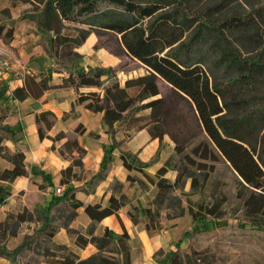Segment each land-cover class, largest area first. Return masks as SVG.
Listing matches in <instances>:
<instances>
[{
    "label": "trees",
    "instance_id": "1",
    "mask_svg": "<svg viewBox=\"0 0 264 264\" xmlns=\"http://www.w3.org/2000/svg\"><path fill=\"white\" fill-rule=\"evenodd\" d=\"M38 1L43 3L36 14L38 44L52 64L43 73L26 75L22 85L12 90V98L19 99L26 95L37 97L49 88L70 87L76 94L75 100L84 102L85 108L102 112V122L112 141L102 145L103 159L100 166L83 182L70 185L65 193L52 194L48 204L42 208L30 211L24 207L15 215L14 224L30 220L33 213L35 220L40 223L32 236H26L14 248L8 250L0 244V264H4L3 260L15 264H130L126 229L117 233L104 227L100 235H94L93 227L97 221L108 214H117L121 207L126 206L130 220L133 223L140 221L148 234H152L163 229L162 222L167 218L184 213L181 196L186 194V180L192 191L202 190L209 172L191 168L181 155L182 146L174 144L173 153L164 165L157 168L153 176L148 175L144 167L157 159L163 134L151 129V135L159 138L160 146L149 161H142L136 154L124 149L119 150L118 155L125 168L140 171L145 180L155 186L151 201L144 207V214L138 213V207L124 193L123 182L120 181L109 183L111 192L107 205L100 202L84 203L75 198L76 191L90 193L106 177L112 161V150L120 148L124 140L130 137L131 133L115 141L114 123L142 118L135 112L137 109L153 107L161 102V98L148 99L158 93L155 83L157 77L192 102L206 136L240 177L236 196L242 198V218L250 225L245 226L242 222L244 226L229 228V233L264 235V218L261 215L264 208V30L259 32L261 24H264V3L252 5L251 10L256 12L257 17L249 10L246 14L233 15L218 25H212L209 18L222 6L223 1L204 7L201 12L191 10V2L201 0H107L118 7L117 10H100L101 0ZM74 20L89 27L106 28L119 33L123 51L138 59L148 69L147 73L125 79L123 86L117 82L106 85L103 77L111 72L110 66H79L77 58L80 54L72 48H68L60 57L57 53L60 42L80 45L92 31L91 28L81 27H74L71 31L63 25L64 21ZM249 30H254V45L260 51L254 55H243L239 46ZM12 36L13 30L8 28L2 37L8 40ZM219 65L226 69L225 77L218 78L214 74V67ZM61 69L66 72L61 82L56 85L49 83L52 71L59 72ZM90 86L100 91L82 90ZM129 87L134 88L132 93L128 92ZM5 111L0 108V141L6 138L14 140V131L8 124L1 123ZM34 116L37 130L42 135L39 122H44V127L48 128L53 115L50 111H43ZM147 123H129L124 129L135 131ZM79 127L80 124H77L74 128L76 132ZM90 134L97 136L95 132ZM59 135L57 133V137ZM73 145L77 146V143L74 141ZM0 154L12 163V167L0 172L2 180L28 174L21 149L9 151L0 145ZM70 168L71 165L62 172ZM167 168L176 170L173 179L164 176ZM126 180L142 184L140 179L130 175H127ZM61 182H67V179L62 178ZM38 187L42 188L43 184L38 183ZM139 189L142 192V188ZM210 197L206 203L204 198L193 203L187 200L191 228L183 229L175 240V249L169 253L168 264H218L228 257L217 253L211 242L206 240L215 235L212 219L221 216L226 202V196L219 192ZM80 206L90 218L85 227L88 236L69 226ZM207 219L210 225L205 224ZM201 220L205 222L197 225L196 221ZM8 222L0 221V240L8 229ZM59 228L73 234L74 242L79 247L93 244L95 252L80 258L68 245L55 242L53 236ZM183 237L189 240L184 249L180 248Z\"/></svg>",
    "mask_w": 264,
    "mask_h": 264
},
{
    "label": "crops",
    "instance_id": "2",
    "mask_svg": "<svg viewBox=\"0 0 264 264\" xmlns=\"http://www.w3.org/2000/svg\"><path fill=\"white\" fill-rule=\"evenodd\" d=\"M29 40L26 36L17 37L16 39L13 37L8 40L0 38V53L7 55L14 63L6 78L0 81V108L6 109L1 123L8 124L10 129L14 131V140L2 139L0 145L9 151L21 149L28 173L7 181L0 178V221L9 220V216L15 219V215L21 212L24 207L31 211L46 206L52 193L56 194L53 191L56 186L63 187V193H65L70 185H78L83 182L87 176L100 166L103 159L102 145L109 144L112 141L106 125L102 122V112L90 111L85 108L84 102L75 100L76 94L70 87L49 88L37 97L26 95L19 99L12 98V90L22 85L26 75L43 73L52 64V60L47 57L42 46L37 43L31 44ZM94 43V38L89 33L85 45L80 44L77 46L76 51L82 57ZM99 56H101L100 52ZM106 58L109 59L111 64L117 62L116 58L111 59L109 56H106ZM37 59L42 61L41 69L35 63ZM78 64L82 67L96 65V63L87 61H78ZM65 74V69H61L59 72L52 71L49 83L59 84L61 77ZM88 88L90 87H83L82 90ZM43 111H50L53 120L48 128L44 127V135H40L34 114ZM77 124H80V127L74 137L76 142L84 149V153L80 157L86 176L79 178L76 183H72V180L69 179H67V182L62 183V171L71 165L72 158L59 152L68 137H55V135L63 131L71 132ZM123 130L124 128L118 130V134H114L115 141H120L123 138ZM91 132H95L97 136L91 135ZM161 141L162 146L157 153V159L144 167L148 175L153 176L157 168L163 166L167 158L173 153V141L165 136L161 138ZM159 146V138L151 135L148 124L135 131L132 130L130 137L124 140L121 147L112 150V161L106 177L90 193L81 190L76 191L75 198L82 200L84 203L94 204V202H100L102 205H107L108 195L111 192L109 183L120 181L123 182L124 193L131 199V203L138 207V213L144 214V207L151 201L155 186L149 184L140 171L125 168L118 156L119 150H128L136 154L140 160L149 161ZM10 167H12V163L0 154V172ZM167 169L164 176L173 179L176 170ZM127 175L140 179L142 184L135 181L129 182L126 180ZM44 176L48 180L44 179ZM38 183H42L43 187H38ZM139 187L142 188V192L139 191ZM126 209L127 207L123 206L117 211V214H108V216L97 221L93 227V234L100 235L104 231V227L111 228L117 233H121L123 229H126L129 235L127 242L130 264H156L153 253L158 249L165 252L174 250L175 240L181 231L191 227V216L188 212L184 224H179L183 213L177 217L167 218L162 222L163 229L148 234L140 221L133 223L130 220ZM185 209L187 211L186 207ZM89 221V216L84 213L82 206H80L69 226L88 236L85 227ZM39 223L38 220H35L34 226L30 220H22L19 223L20 225L14 229V232L5 230L6 233L0 240V244L8 250L14 248L23 240V235L34 232ZM53 239L57 243L70 246L80 258L88 256L96 250V247L91 243L79 247L75 244L74 237L68 235L67 230L63 228L58 229ZM188 244V238L183 237L180 248L184 249ZM3 263L15 264L10 260H3Z\"/></svg>",
    "mask_w": 264,
    "mask_h": 264
},
{
    "label": "rangeland",
    "instance_id": "3",
    "mask_svg": "<svg viewBox=\"0 0 264 264\" xmlns=\"http://www.w3.org/2000/svg\"><path fill=\"white\" fill-rule=\"evenodd\" d=\"M221 1H223L222 6H220L217 11H214L209 18L210 24L212 25H218L219 22L230 19L233 15L246 14L247 11L251 10L252 5L264 3V0H201L192 1L191 10L193 12H201L204 7L213 6ZM42 4L43 3L38 0H0V38L4 39L2 37L3 34L8 28H11L13 30L12 38L14 37L16 39L17 37L26 36L30 39L29 41H31V44H38L39 32L36 26V14L42 8ZM99 8L100 10L104 8L117 10L118 7L116 8L114 5L107 2V0H101ZM253 12L252 15L254 14L255 17H257L256 12ZM63 25L70 28L71 31H73L74 27L92 29L90 34L94 38L95 43L91 48L87 49L82 57L80 54L77 61L96 63V66L102 67L110 66L111 72L103 77V79H105L104 84L109 85L113 82H117L123 86L125 79L147 73L148 69H146L138 59L131 57L123 51V45L121 41H119V33L106 28L89 27L75 20L71 22L64 21ZM263 30L264 24H261L259 32L261 33ZM63 31L65 32L66 28H64ZM226 33H228V31H226ZM253 33H255L254 30H249L243 37V42L239 46V50L243 55H254L260 51L259 48H256L254 45L255 37ZM236 34L238 33L236 32ZM85 43L86 38L82 46H84ZM77 46L79 45H74V43L69 45L68 42H60V44L57 45V53L61 57L66 53L68 48H72L73 51H76ZM99 52L101 56H99ZM106 56H109L111 59L116 58L117 62L111 64ZM208 59L210 60L211 58L208 57ZM35 63L38 65L37 67L41 69L42 61L37 59ZM213 72L218 78L225 77L227 74L226 69L221 65L214 67ZM155 83L158 87V93L148 97V99L161 98V102L153 107L137 109L135 112L142 116V118L126 123L125 120L120 124L118 122L114 123V128H116L115 134H118L117 131L125 128L129 123L135 125L138 122L145 121L148 122V127H150L151 130L154 132H163L162 137H169L174 144L182 146L181 155L185 162L191 168L209 172V176L202 190L196 189L192 191L189 187V181L186 180V185L184 187L186 194L181 196L182 204H184V214L180 217L179 224H184L185 217L188 215L185 209V207L187 208V200L193 203L194 200L204 198V202L206 203L211 198V194L219 192L226 196V202L222 210L223 213L220 217L212 219L215 225V235L206 239L211 242L212 247L217 253L228 255L225 261L218 262V264H264V235H247L245 233L231 234L228 230L229 228L235 227L241 228L244 226L241 224L242 222L245 226L250 225L242 218V198L236 196L240 177L225 158L218 153L211 139L206 136L199 123L196 111L193 109L192 102L181 93L176 92L165 80L157 77ZM90 89L100 91L99 88L91 86L85 91ZM133 89L134 88L129 87L128 92L132 93ZM262 91H264V88ZM48 118L52 119L51 116H48ZM39 126H41L43 130L42 135H44V122L40 121ZM130 133H132V129L123 130V136ZM59 134V137H68L63 148L59 149V152L72 158L71 168L62 173V178L72 180V183H76L79 178L86 176V172H84L82 168L80 157L84 153V149L76 142L74 135L77 134V132L74 129L71 132H59ZM55 137H57V134ZM74 141L77 143V146L73 145ZM44 179L48 180L47 177ZM261 215L264 218V208ZM30 216V221L32 225H34L36 216L34 213ZM9 217V226L6 228H8V231H12L20 224L17 222L14 224L15 219L12 216ZM12 222L13 225H11ZM202 222L205 221H196L197 225H201ZM205 224L210 225V220L207 219ZM25 225L27 226V224ZM262 227H264V225ZM67 233L74 237L70 232L67 231ZM32 234L33 232L23 235V239L28 235L32 236ZM169 253L170 251L165 252L162 249L156 250L153 253L156 264H167Z\"/></svg>",
    "mask_w": 264,
    "mask_h": 264
},
{
    "label": "built area",
    "instance_id": "4",
    "mask_svg": "<svg viewBox=\"0 0 264 264\" xmlns=\"http://www.w3.org/2000/svg\"><path fill=\"white\" fill-rule=\"evenodd\" d=\"M13 65L14 63L12 59H10L7 55L0 53V81H3L6 78L13 68ZM54 191L56 194H62L63 187L56 186Z\"/></svg>",
    "mask_w": 264,
    "mask_h": 264
}]
</instances>
